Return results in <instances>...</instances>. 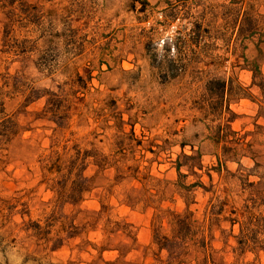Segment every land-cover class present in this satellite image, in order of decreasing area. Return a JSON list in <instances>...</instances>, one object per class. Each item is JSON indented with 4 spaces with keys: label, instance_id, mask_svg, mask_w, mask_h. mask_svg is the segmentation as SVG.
<instances>
[{
    "label": "rangeland",
    "instance_id": "1",
    "mask_svg": "<svg viewBox=\"0 0 264 264\" xmlns=\"http://www.w3.org/2000/svg\"><path fill=\"white\" fill-rule=\"evenodd\" d=\"M0 111V264H167L187 211V264H264L233 225L264 191V0H0Z\"/></svg>",
    "mask_w": 264,
    "mask_h": 264
},
{
    "label": "trees",
    "instance_id": "2",
    "mask_svg": "<svg viewBox=\"0 0 264 264\" xmlns=\"http://www.w3.org/2000/svg\"><path fill=\"white\" fill-rule=\"evenodd\" d=\"M8 2H5L6 5ZM14 14L11 15V18H8V24L5 27V38H8L10 35L9 26L12 25ZM11 30V29H10ZM218 88L215 89L213 86L215 82H209L207 84L206 91L208 93H214L216 98L221 101L224 98V95L227 91V85L225 82H217ZM3 112L0 111V115ZM232 132L229 124H220L217 127V140L216 144H224L223 150L228 149L227 138H225V133ZM233 133V132H232ZM17 135L15 123L8 118H0V147L5 146L11 142L12 138ZM237 149L231 150L236 152V155H239L240 152H252L253 145H248V150H244L241 147L240 143L236 144ZM240 147V148H239ZM255 155V154H254ZM253 192L249 203L252 206H246L243 208L241 216L238 220H234L233 225H239L240 234L237 237L239 247L242 250H248L250 248H260L264 250V215L263 213L257 214L258 208H264V191H259L254 184H252ZM193 215L188 211L183 215L172 214V219L170 221V227L172 231V237L161 236L160 230L157 229L154 232V243L157 245L161 252H166L168 254L167 264H187L188 260L191 258L190 255L191 249L201 251V254H205L208 251L206 238L201 236V226H197L196 222L192 220ZM262 236L263 239H259L258 236ZM201 236V238H199ZM207 255V254H206ZM208 260L209 256H208Z\"/></svg>",
    "mask_w": 264,
    "mask_h": 264
}]
</instances>
